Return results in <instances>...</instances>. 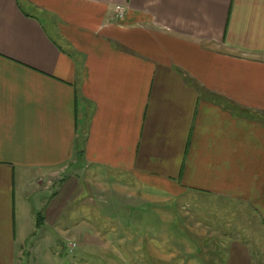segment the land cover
Here are the masks:
<instances>
[{
  "label": "crops",
  "instance_id": "1",
  "mask_svg": "<svg viewBox=\"0 0 264 264\" xmlns=\"http://www.w3.org/2000/svg\"><path fill=\"white\" fill-rule=\"evenodd\" d=\"M191 195L250 224L150 218ZM263 254L264 0H0V264Z\"/></svg>",
  "mask_w": 264,
  "mask_h": 264
},
{
  "label": "rangeland",
  "instance_id": "2",
  "mask_svg": "<svg viewBox=\"0 0 264 264\" xmlns=\"http://www.w3.org/2000/svg\"><path fill=\"white\" fill-rule=\"evenodd\" d=\"M156 202V201H155ZM150 204V206H155L156 210H160L161 207L164 210L161 212H150V218L155 221L163 220L166 223V228L164 231L168 235H174V226L169 225V222L176 223L175 230L178 234L185 236L198 234L203 236L209 230L203 225L190 226L195 223L194 219L200 221H205L206 218L212 217L214 219L222 218L229 223L231 226L237 228L239 225L250 224V214H248L247 209H242L237 206L236 203L232 201H226L220 198H210L205 195H191V196H181L180 199L172 201H163ZM162 231V230H161ZM154 232V231H153ZM264 256V254L262 255Z\"/></svg>",
  "mask_w": 264,
  "mask_h": 264
},
{
  "label": "built area",
  "instance_id": "3",
  "mask_svg": "<svg viewBox=\"0 0 264 264\" xmlns=\"http://www.w3.org/2000/svg\"><path fill=\"white\" fill-rule=\"evenodd\" d=\"M114 10H115V14L118 18L124 17V8L122 6H119V5L115 6ZM75 247H76L75 242L69 241L67 243V250H69V252L74 251Z\"/></svg>",
  "mask_w": 264,
  "mask_h": 264
}]
</instances>
